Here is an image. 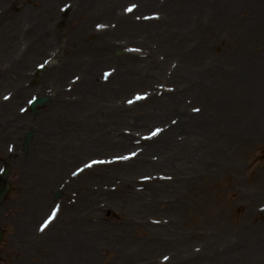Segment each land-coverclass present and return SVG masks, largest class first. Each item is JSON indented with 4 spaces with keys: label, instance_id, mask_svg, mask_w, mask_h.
<instances>
[{
    "label": "rangeland",
    "instance_id": "1",
    "mask_svg": "<svg viewBox=\"0 0 264 264\" xmlns=\"http://www.w3.org/2000/svg\"><path fill=\"white\" fill-rule=\"evenodd\" d=\"M10 101L0 264H264V0H0Z\"/></svg>",
    "mask_w": 264,
    "mask_h": 264
},
{
    "label": "bare ground",
    "instance_id": "2",
    "mask_svg": "<svg viewBox=\"0 0 264 264\" xmlns=\"http://www.w3.org/2000/svg\"><path fill=\"white\" fill-rule=\"evenodd\" d=\"M192 7H193V2L192 1H188V2L186 1V2H183V3H180V4L177 3V5L175 6V9L177 11V15H176L175 18L180 17V18L185 19V18L189 17L190 16V10L192 9ZM184 13L187 14V15L184 16L183 15ZM9 25H11V23ZM11 77H9V78H11ZM12 78L14 79V77H12ZM17 80H18V77H17L16 81ZM13 82L15 83V80L11 81V83H13ZM15 104H16V102H14V101H10L9 103L2 104V108L0 110V113L3 114V115L5 114V115L9 116L10 114L13 113V107H14ZM11 117L12 118H10V120H9L10 122L9 123L12 125V123H15L16 119L13 118V116H11ZM17 123H18V119H17Z\"/></svg>",
    "mask_w": 264,
    "mask_h": 264
},
{
    "label": "flooded vegetation",
    "instance_id": "3",
    "mask_svg": "<svg viewBox=\"0 0 264 264\" xmlns=\"http://www.w3.org/2000/svg\"><path fill=\"white\" fill-rule=\"evenodd\" d=\"M15 144H13L14 146ZM15 148V147H14ZM2 170H0V182L2 181ZM8 220V216L5 214H0V222L2 226L4 227V223ZM28 233V230H24V225L23 224H17L15 227V231L13 232V237L11 242H16V243H23V241L26 238V234Z\"/></svg>",
    "mask_w": 264,
    "mask_h": 264
},
{
    "label": "water",
    "instance_id": "4",
    "mask_svg": "<svg viewBox=\"0 0 264 264\" xmlns=\"http://www.w3.org/2000/svg\"><path fill=\"white\" fill-rule=\"evenodd\" d=\"M48 100H49L48 96H42V97H38V98L33 99L31 102L32 111L34 113H36L37 112V106L38 105L42 106ZM32 134H33L32 132L28 133V135H27L28 140L30 139ZM7 189H8L7 185L1 187V189H0V202L2 200V195H4L6 193ZM59 196H60V193H57L56 197H59Z\"/></svg>",
    "mask_w": 264,
    "mask_h": 264
},
{
    "label": "snow or ice",
    "instance_id": "5",
    "mask_svg": "<svg viewBox=\"0 0 264 264\" xmlns=\"http://www.w3.org/2000/svg\"><path fill=\"white\" fill-rule=\"evenodd\" d=\"M136 7V5H132L129 8L126 9V11L131 12L133 11V9ZM98 27H102V26H98ZM7 98V97H6ZM137 99H141V97H137ZM133 101H129V103H132ZM160 130L158 129L157 132H154L153 135H156ZM133 155H135V153H133ZM123 159H128V157H123ZM93 163H96L95 161ZM88 167H90L91 165H87ZM75 174V173H74ZM55 215V213H53V216ZM46 226V225H45ZM167 259V258H166Z\"/></svg>",
    "mask_w": 264,
    "mask_h": 264
}]
</instances>
